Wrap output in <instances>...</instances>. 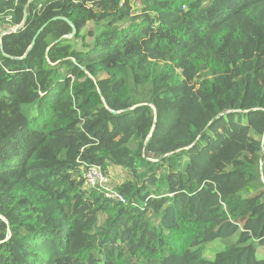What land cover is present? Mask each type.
I'll use <instances>...</instances> for the list:
<instances>
[{"label": "trees", "instance_id": "trees-1", "mask_svg": "<svg viewBox=\"0 0 264 264\" xmlns=\"http://www.w3.org/2000/svg\"><path fill=\"white\" fill-rule=\"evenodd\" d=\"M262 189L264 0H0V264H264Z\"/></svg>", "mask_w": 264, "mask_h": 264}, {"label": "rangeland", "instance_id": "rangeland-1", "mask_svg": "<svg viewBox=\"0 0 264 264\" xmlns=\"http://www.w3.org/2000/svg\"><path fill=\"white\" fill-rule=\"evenodd\" d=\"M125 174H126V172L123 171L122 169H117L116 172H113L111 170L109 175L112 179L113 184L115 185V184H120V183L125 181V178H127V175H125ZM262 194H264L263 189L259 190L258 193L254 194L253 200L258 199ZM0 198L6 200L8 198V195H6L3 190H0ZM236 240H237V237L234 240H232L231 242L236 241ZM231 242L216 240L214 242L209 243L204 256L209 260H213L215 258V254L218 251L225 249L227 247V245ZM257 257L259 259H264V246L258 247Z\"/></svg>", "mask_w": 264, "mask_h": 264}, {"label": "built area", "instance_id": "built-area-1", "mask_svg": "<svg viewBox=\"0 0 264 264\" xmlns=\"http://www.w3.org/2000/svg\"><path fill=\"white\" fill-rule=\"evenodd\" d=\"M86 184L89 187L105 188L107 196L116 200L125 202L123 195L113 189V182L109 174H107L100 165L88 168L84 173Z\"/></svg>", "mask_w": 264, "mask_h": 264}, {"label": "water", "instance_id": "water-1", "mask_svg": "<svg viewBox=\"0 0 264 264\" xmlns=\"http://www.w3.org/2000/svg\"><path fill=\"white\" fill-rule=\"evenodd\" d=\"M26 19H27V15H25V19H24V21H26ZM72 26H73V29H74V31H73V34L71 35V36H73L75 33H76V28H75V26L72 24V23H70ZM24 25V24H23ZM22 25V26H23Z\"/></svg>", "mask_w": 264, "mask_h": 264}, {"label": "crops", "instance_id": "crops-1", "mask_svg": "<svg viewBox=\"0 0 264 264\" xmlns=\"http://www.w3.org/2000/svg\"><path fill=\"white\" fill-rule=\"evenodd\" d=\"M111 170H112L113 172H116V171H117V168H116V167H113Z\"/></svg>", "mask_w": 264, "mask_h": 264}]
</instances>
